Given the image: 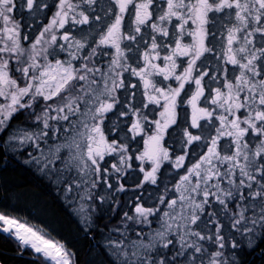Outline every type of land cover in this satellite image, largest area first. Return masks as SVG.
<instances>
[{
	"label": "snow or ice",
	"instance_id": "snow-or-ice-1",
	"mask_svg": "<svg viewBox=\"0 0 264 264\" xmlns=\"http://www.w3.org/2000/svg\"><path fill=\"white\" fill-rule=\"evenodd\" d=\"M96 3L97 0H78L77 3L53 0L50 5L45 0H0V98L3 99L0 129H5L22 110L34 109L42 102L38 115L35 111L29 113L42 128L23 132L19 137L21 143L31 141L39 149L40 141L47 143L49 136L58 139V134L63 132L65 142L55 146L51 157H43L41 152L43 159H32L44 164L41 171H47L48 164H63V170L55 171L66 172L67 193L73 191L74 185L76 189H84L81 200L92 199L88 185L115 187L110 183L111 177L104 175L107 169L100 161L106 155L119 152L120 163L125 164L126 146L115 139L109 142L102 124L106 114L121 104L117 91L127 88L122 76L130 71L142 82L147 101L143 107L152 104L162 109L160 119L149 122L155 124V130L145 139V151L137 157L142 163L148 160L152 165L150 171L141 167L144 178L137 187L145 182L156 184L157 173L166 161L174 169L186 168V171L174 185L177 193L174 198L159 197L160 204L165 205L162 214L159 207H143L139 203L134 216L125 213L126 220L138 225H150L149 217L159 214V228L150 229L147 236L141 229L136 231L135 238L121 233L120 239H110L109 246L116 255L113 264H196L197 260L204 264L205 258L207 264H238L221 259L225 255L221 250L228 247L224 230L230 226L235 233L250 238L249 246L256 232L264 230V0H109L105 15L110 17V22L98 33L99 39L90 45L88 55L80 56L87 37L77 39L65 26L71 23V27L76 28L91 24L93 17L88 13L95 12ZM52 7L55 11L49 22L31 44L24 47L22 40L28 41L30 36L22 33V29L28 25L24 23V15L17 18V12L33 13ZM125 14L131 21L127 31L122 30ZM94 19L98 21L102 17L95 15ZM174 20L175 31H172L165 25ZM218 22L220 28H217ZM145 27L151 29V44L141 54L144 66L133 67L125 56V48L131 51L132 43L139 44L138 36ZM60 29L65 31L59 40L65 41L68 48L60 44L59 52L68 51V59L53 61L49 56L55 50L50 52L49 49L57 45ZM217 31L222 45V55L217 53V58L225 65H232L233 70L231 77L225 76L222 88L211 90L210 103L214 108L209 110L198 106L205 95L202 81L209 73L201 71L197 61L215 51ZM158 35L174 38L175 46L169 48L167 44L158 43ZM186 36L191 38L190 43L183 42ZM125 40L130 43L122 48ZM109 47L115 51L100 52L112 57L107 68L97 67L92 57L97 56L100 49ZM161 48L167 49L168 54L161 57ZM25 55L27 61L23 59ZM178 57L186 58V66L178 65ZM157 59L163 60V66L154 62ZM76 60L83 63L77 67L73 64ZM178 67H183V71L177 73ZM223 71L228 73L226 67ZM158 76H162L164 82L174 79L178 86H158L162 82L152 79ZM211 79L218 80L215 75ZM192 83L195 90L187 100L192 109L190 128L214 127L215 134L208 138L203 131L193 134L189 128H184L183 154L173 160L161 142L168 130L178 123L181 93H186L185 85ZM130 87L135 89L137 85ZM129 112L136 119L128 131L138 135L141 120L147 121L148 117L139 116V108L129 107ZM119 114L126 116L128 112ZM213 119L219 121L218 127L212 123ZM201 120L209 123L201 125ZM222 140H226L223 146ZM197 142L207 151L191 166H186L190 152L196 154ZM62 149H67V153ZM112 167L115 172H122L120 166ZM116 190L124 191V186ZM79 211L85 213V205L81 204ZM87 218L85 214L83 219ZM0 222V232L14 235L22 246L31 247L43 257L42 264H71L65 245L46 238L43 230L26 227L18 219L4 214H0ZM209 225L215 232H211ZM261 235L264 236V232ZM206 240L217 250L206 249L202 243ZM238 247L233 237L231 248Z\"/></svg>",
	"mask_w": 264,
	"mask_h": 264
},
{
	"label": "trees",
	"instance_id": "trees-1",
	"mask_svg": "<svg viewBox=\"0 0 264 264\" xmlns=\"http://www.w3.org/2000/svg\"><path fill=\"white\" fill-rule=\"evenodd\" d=\"M23 14L25 13L19 15ZM21 115H17L0 133V214L16 218L27 225L33 224L43 230V233L54 242L58 241L65 245L72 256L73 264H113L116 261V255L109 246L110 239H120L121 233L135 238L136 231L141 229L147 236L150 229L159 228L157 224L159 214L149 217L152 222L150 225H138L134 221L126 220L125 213L134 216L137 203L143 207H159L161 213L165 210V205L160 204L159 197L171 199V186L179 180V177L175 178L176 173L171 172L168 166L159 172L162 173V177L164 176L161 180L162 187L150 182L137 187L143 179L135 170L134 161L131 163L132 168L119 175L117 182L114 179L117 173L110 170L106 175L111 177L110 183L115 187L109 189L107 184H103L93 188L94 198L84 199L85 213H81L78 206L79 189L73 185V191L67 193L64 176H53L49 170L41 171L44 164H37L32 159V157H38L34 154V150L32 153H27L25 149L13 147L12 141H9L11 135L16 133V125L22 122ZM117 117L119 122L116 130L118 129L120 134L126 133L123 117ZM112 126H116V122ZM169 134L175 137L174 139L177 138L176 135L174 136V129L170 130ZM121 140L123 138L118 135L120 144H122ZM108 156L111 158L116 155L113 153ZM189 158H192V154L188 156V160ZM57 168L62 170L56 163L53 166L54 173H58L55 171ZM120 185L124 186V191L116 190ZM97 193L99 195H96ZM100 196L104 197L103 201L99 198ZM85 214L87 219H83ZM221 219H223L222 216ZM209 229L215 232L210 225ZM262 232L264 230L257 231L249 246L250 238L235 233L229 226L224 230L228 247L221 250L225 253L221 259L236 261L238 264H264ZM233 237L239 244L236 249L231 248ZM202 243L209 251L217 250L216 246L208 240ZM42 261L31 249L21 247L15 239L0 232L1 264H42ZM196 264H200V261L197 260ZM204 264H207V258Z\"/></svg>",
	"mask_w": 264,
	"mask_h": 264
},
{
	"label": "rangeland",
	"instance_id": "rangeland-1",
	"mask_svg": "<svg viewBox=\"0 0 264 264\" xmlns=\"http://www.w3.org/2000/svg\"><path fill=\"white\" fill-rule=\"evenodd\" d=\"M46 3L52 5L53 4V0H45ZM78 0H73V3H77ZM108 3L109 0H97V3L94 5V9L95 12H89L88 14L93 17V22L89 25H78L76 26V28H72L71 27V23L67 24L65 26V29H68L71 31V34L73 36H75L77 39H80L81 37L86 36L87 39L85 41V49L81 50V52L79 53L80 56H86L88 55V52L90 50V45H92L94 40H98L99 36L98 33L101 31V27L102 26H106L109 22H110V17L105 15V11L108 8ZM84 7V6H82ZM55 11V8L52 7L51 9H39L36 12L33 13H25L24 15V23L28 25V27H25L22 29V33L24 34H29L30 39L28 41H23L22 40V44L24 47H28L31 42L35 39L36 35L39 34V30H41L44 25H46L49 20L51 19L52 13ZM49 12V13H48ZM20 12H17V18H20ZM95 15H100L102 17L101 20H95L94 16ZM126 15V19L124 21V24L122 26V30L127 31L130 27L131 21L130 18H128L127 14ZM219 15H223V14H219ZM176 23V21L174 20L173 23H169L166 24L165 26L168 27L170 30L175 31L173 24ZM100 27V28H98ZM221 27V23L218 22L217 23V28ZM65 29H60L57 32V36H58V43L57 45H54L52 48L49 49L50 52H53V50H55L53 52V55L49 56L50 60L54 59H62V60H67L68 59V51L65 52H59V45L60 44H64L65 48H68V45L65 41L59 40V36L62 35L65 31ZM151 29L150 27H145L142 29V35L138 36V40H139V44L136 43H132L131 44V48L132 50L129 51L125 48L126 45H128L130 42L129 41H122L121 43V47L125 48V56L128 58V63L133 66V67H143L144 66V61L141 59V54L145 51L146 47H150L151 44ZM226 35V33H225ZM145 41H147V44H145ZM221 41V34L219 31L216 32V42L213 45L215 47V51L213 53H207L205 54V57H201L200 61H197V65L200 67L201 71H207L209 73L208 76H206L204 78V80L202 81V84L205 88V95L203 97H201L200 101L198 102V106L199 107H207L209 108V110H213L214 106L211 105L210 100H211V95L213 94L211 92V90L213 88L216 87H221L222 88V82L225 79V76H232V70H233V66L228 64L225 65L223 64L218 58H217V53H220V55H222V52H220V49L222 47V45L220 44ZM157 42L158 43H162V44H167L169 48L174 47V38L172 37H162V36H157ZM183 42L184 43H190L191 42V38L190 37H184L183 38ZM226 43V41H225ZM69 51H71V49H69ZM102 51H108V52H114L115 50L112 48H106V49H100L98 51L97 56L92 57V61L95 62L97 67H101V68H107L108 62L111 60V56H104V55H100V52ZM159 51L161 52V57H163V55L168 54L167 49L165 48H161L159 49ZM23 59L25 61H27V56L25 55L23 57ZM38 62L39 58H38ZM156 64H159L161 66H163V60L162 59H157L156 61H154ZM15 62L13 61V64ZM80 63H83L82 60H76L73 61V64L75 66H79ZM177 63L179 64H183L184 66H186V58L184 57H178L177 58ZM228 69V73H225L223 71L224 68ZM183 71V67H178L177 68V73L182 72ZM194 75H196L197 73H193ZM17 75H19L17 73ZM215 75L218 80L217 81H213L211 79V77ZM122 78L125 80V84L127 86V88H121L117 91V98L121 101V104L117 105L116 108L113 109V112L106 114V119L102 124V128L105 130V137L107 139H109V142H111L112 139H115L117 141V143H119L118 141V135L119 137L123 138L122 141V145L126 146V153H125V164L121 165L120 163V153L117 152L115 153V157H111L106 155L105 159L103 161H100L101 165H104V168H109L107 169V172H109L110 170L115 172L113 169V165H117L120 166L122 168V172H116V177L114 178L115 181H119V175H122L123 173H125L126 171L130 170L132 168L131 163L132 161L135 162L136 166H135V170L139 172L140 176H142V179L144 178V173L140 171L141 167H143L145 169V171H150L151 170V163L148 160H145L143 163L137 159L138 156H140L144 151H145V144L144 141L145 139H147L148 136L152 135L154 130H155V124L153 123H149L150 121L156 120V119H160L159 116V112L162 110L160 108H158L156 105H152L149 104L148 108H144L143 105L144 103H146L147 101L144 98V89L142 86V82L139 80L138 77L132 76L130 71L129 72H124ZM152 79L156 82H162L160 83L158 86H164L167 87L169 84L172 87H176L177 82L174 79H170L169 81L164 82L163 81V77L162 76H158V77H152ZM135 84L137 85V87L135 89L131 88L130 85ZM185 89L187 90V92H182L181 93V98H182V102L180 104H178V108H177V112H178V123L176 125H173L168 132L165 134L164 140L161 142L162 145L164 147H166L169 150V154L171 156V158L174 160L175 157L177 155H181L182 153V141H183V129L184 128H189V130L193 133V134H201V131H203L204 135L208 138L211 137V135L215 134V128L214 127H208L205 129H191L190 128V123H191V115H192V109L191 107L187 104V100L189 99V97L191 96L192 92L195 90V84H186L185 85ZM133 93H135V95H133ZM206 100L208 102H206ZM3 102V99L0 98V103ZM51 103V102H50ZM162 103V102H161ZM125 105H127L128 107H126ZM42 102L39 106L35 107L34 109H28V110H22L21 113L17 114V115H21L22 122L20 124H17L15 127V135H11V139L9 141H12V145L13 147H18L21 148L22 150H26L27 153H32V151L34 150V154L38 155V158H42L41 157V152H43V157H51V153L54 151L55 146L63 144L65 142V134L63 132H60L58 134L59 138L58 139H53L51 136H49L47 138V143H45L44 141H40V148L37 149L35 147V145L31 142H25V143H21V140L19 139V137L22 135L23 132H36L39 131L40 128H42V124H39L38 122L35 121V116H29L30 112L35 111L36 114L38 115L40 110L42 109ZM129 107H135V108H139L140 112L138 113L139 116H144L146 115L148 117L147 121L141 120V131L138 135L133 134L132 132H129L128 129L131 127V124L133 123V121L136 119V116H133L131 112H129ZM120 111H124V112H128V115L126 116H121L119 113ZM219 109H216V112L219 113ZM55 113H53L54 115ZM16 115V116H17ZM123 117V122H125L126 124V133L120 134L118 133V129L116 130L117 127V123L119 122V118L117 117ZM116 122V126H112V124ZM50 123H55V122H50ZM201 125H205L208 124V121L205 120H201L200 121ZM213 124H215V126H219V121L213 119L212 121ZM174 129L175 130V134L177 138L174 139L175 137H173L171 134H169L170 130ZM2 129H0V133H1ZM15 137V138H14ZM125 139V141H124ZM221 145L223 146V144L226 143V140H222ZM120 144V143H119ZM192 147V146H190ZM131 150V151H129ZM67 149H62V152L64 154L67 153ZM207 148L206 147H202L200 146V142H197V145L195 147V155H192V158L188 157L186 158L185 164L186 166H191V164L195 163L196 160L199 158V155L203 154V152H206ZM191 154V152H190ZM189 154V155H190ZM107 158H110L109 160H106ZM43 159V158H42ZM108 162V163H106ZM59 164V167L62 168L63 170V164L57 162ZM53 166L54 164H48V170L52 173V175H56L58 177H62L66 174V172H62V174L60 173H54L53 171ZM168 166V169L173 172L176 173L175 178H178L180 175H183L186 171V168L184 169H174L171 165V163L169 162H164L161 164V170L164 169V167ZM159 171V172H160ZM107 172H105V176L107 177ZM157 173V184H159L161 187L163 186L161 184V180L164 178V176L162 177V173ZM164 173V172H163ZM174 177V176H173ZM174 185L175 183L172 184L171 186V191L170 195H171V199L173 197H175L177 195V193H175L174 191ZM80 191V195L83 194L84 189H79ZM87 191L92 193L93 188H91L90 185H88L87 187ZM163 195V193H162ZM88 199V198H87ZM85 200H81L79 199V204L78 206H81V204H84ZM163 212V211H162ZM162 214V213H161ZM11 218V217H10ZM158 220H159V215H158ZM157 220V221H158ZM19 223H22L20 221H18ZM26 227H32L34 229H38L37 227L32 226L31 225H27L25 223H23ZM158 224V223H157ZM0 227H2V222H0ZM257 233V232H256ZM44 234V233H43ZM46 236V235H45ZM13 239H15L20 245L21 243L15 238V236H10ZM46 238H48L46 236ZM21 247H26L31 249V247L28 246H22ZM32 250V249H31ZM33 251V250H32ZM33 253L35 255H38L42 260L43 257L40 256L39 254H36L34 251ZM70 254V253H69ZM71 257V264L72 263V256ZM50 263V262H49Z\"/></svg>",
	"mask_w": 264,
	"mask_h": 264
},
{
	"label": "flooded vegetation",
	"instance_id": "flooded-vegetation-1",
	"mask_svg": "<svg viewBox=\"0 0 264 264\" xmlns=\"http://www.w3.org/2000/svg\"><path fill=\"white\" fill-rule=\"evenodd\" d=\"M98 28H100V27H98ZM103 28H105L104 26H102L100 29H103Z\"/></svg>",
	"mask_w": 264,
	"mask_h": 264
},
{
	"label": "bare ground",
	"instance_id": "bare-ground-1",
	"mask_svg": "<svg viewBox=\"0 0 264 264\" xmlns=\"http://www.w3.org/2000/svg\"><path fill=\"white\" fill-rule=\"evenodd\" d=\"M1 264V263H0Z\"/></svg>",
	"mask_w": 264,
	"mask_h": 264
}]
</instances>
